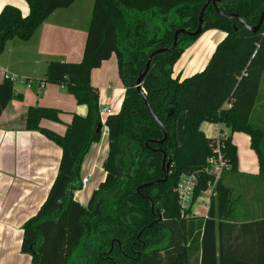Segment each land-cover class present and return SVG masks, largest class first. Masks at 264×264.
<instances>
[{"label":"trees","instance_id":"16d2710c","mask_svg":"<svg viewBox=\"0 0 264 264\" xmlns=\"http://www.w3.org/2000/svg\"><path fill=\"white\" fill-rule=\"evenodd\" d=\"M24 1L29 9L26 15L11 6L0 12V54L8 41H29L52 13L75 2ZM205 1L94 0L80 62L47 64L40 83L61 87L77 105L86 107V115H73L60 136L39 124L42 120L60 123L61 111L44 107L26 110L25 130L40 131L61 150L47 197L22 228L20 252L29 255L32 264H264V210L259 221L233 223L232 190L221 178L206 218L190 209L182 214L176 196L180 176L202 169L212 155L215 139L204 135L202 123L220 125L230 135H247L264 177V124H259L262 118L258 121L254 116L264 73V21L260 30L251 34L209 5L202 33L218 30L225 36L200 72L182 80L173 76L182 53L202 33L196 37L179 34L174 49L152 58L141 89L167 133L162 144H158L162 130L135 89L154 52L170 48L176 31L196 30ZM217 6L221 13L236 14L254 26L264 0H221ZM112 54L124 95L119 112L105 120V179L84 207L74 200L80 189L81 165L92 144L101 139V133L96 132L100 125L99 95L90 75ZM12 100L21 101L22 96L14 93L13 82L4 77L0 82V116ZM226 104L230 108H225ZM182 113L179 138L177 119ZM221 143L230 166L225 173L236 172L235 144L230 136ZM164 154L172 159L170 174L164 183H155L164 178ZM210 180L201 176L194 201L207 190Z\"/></svg>","mask_w":264,"mask_h":264},{"label":"crops","instance_id":"0c3cea01","mask_svg":"<svg viewBox=\"0 0 264 264\" xmlns=\"http://www.w3.org/2000/svg\"><path fill=\"white\" fill-rule=\"evenodd\" d=\"M93 1L75 0L69 8L55 11L40 25L29 41L12 39L7 42L6 50L0 54V82L9 76L19 78L20 86L25 87L23 90L22 87L16 88L13 82L14 93L21 94L22 100H12L0 116V264H32L30 256L20 254L22 228L44 203L57 175L61 158V150L40 131L25 130L26 110L29 107H44L64 112L62 118L60 115V123L42 120L39 124L40 128L60 136L65 134L66 126L71 123L73 115H86V107L77 105L74 98L68 93L65 94L61 87L41 84L40 81L44 79L46 66L50 61L80 62ZM5 6L18 9L22 15L29 11L24 0H0V12ZM205 32L202 33L205 34L201 41L203 48L199 49L201 53L195 49L198 44L193 42L183 54H188L184 62L185 69L182 70L183 64L178 67L175 64L173 73L176 75L179 72L176 76L180 80L184 79L180 75H186L189 69L192 74L199 72L225 36L218 30ZM117 73L116 57L111 56L90 75L91 85L98 90L99 107H108L111 114L119 112L124 95ZM26 79H29V83L23 82ZM107 87H110L109 91ZM181 116L180 131L177 130L179 138L184 113ZM219 128L218 125L207 123L200 125V130L207 138H214ZM222 128L237 149V171L224 173L221 177L223 184L232 190V221L237 225L259 221L264 210V177L260 174L257 157L250 148L247 135H230L228 129ZM107 153L108 135L101 133L100 141L92 144L87 153L90 154L89 157L86 155L81 165L80 179L91 175V183L89 181L85 191L74 194V200L84 207L92 192L105 179L102 163ZM202 217L206 218L207 213Z\"/></svg>","mask_w":264,"mask_h":264},{"label":"built area","instance_id":"2783aa9c","mask_svg":"<svg viewBox=\"0 0 264 264\" xmlns=\"http://www.w3.org/2000/svg\"><path fill=\"white\" fill-rule=\"evenodd\" d=\"M6 77H9V76H6ZM9 78L12 82H15V80L12 79V77H9ZM107 90L109 91L110 87H107ZM225 108H230V104H226ZM108 115H111V112L108 109V107L100 106L99 116H100V125L102 127L101 129L102 134L108 133V128L105 125V120ZM225 137L227 136L221 130L213 138L215 139V145L212 150V155L207 158L205 166L202 169L188 172V173H183L180 176L178 184H177V188H176V196H177V203H178L179 209L182 214L188 211L189 209L193 213L192 208L194 204L196 203V201L202 195H206V198L202 201L201 207L202 209L205 210L206 213L208 212L211 197L215 196L214 187L216 183L219 181L222 175L225 172H228L230 169V166L227 160L225 159L224 154L221 151V148H222L221 140L224 139ZM201 176H207L211 178V180L207 183V190L202 191L200 193L199 198L196 201H194L193 199H194L195 190L199 185ZM90 178H91V175H87L86 177L81 179L80 189L78 192H83L87 189Z\"/></svg>","mask_w":264,"mask_h":264},{"label":"water","instance_id":"95a60500","mask_svg":"<svg viewBox=\"0 0 264 264\" xmlns=\"http://www.w3.org/2000/svg\"><path fill=\"white\" fill-rule=\"evenodd\" d=\"M220 1H221V0H206L205 3L203 4V6L201 7V10H200V13H199V16H198V25H197L196 30L193 31V32H189V31L184 30V29H180V30L176 31L175 34H174V41H173L172 46H171L170 48H168V49H159V50H157L156 52H154V53L150 56V58H149V60H148V62H147V64H146V67H145L144 72H143L142 74L139 75V77H138V79H137V81H136L135 89H136V90L139 92V94L142 96L143 101H144V104H145V106H146V108H147V111H148L149 115L152 117V119L158 124V126H159V127L161 128V130H162L163 138H162V140L158 141V144H162V143L166 140V138H167V133H166L164 127L162 126V124L157 120V118L154 116L153 112L151 111L150 106H149V104H148V102H147V99L145 98L144 93H143V91H142V89H141V82H142V79H143V77L145 76V74L147 73V71H148V69H149L150 62H151L152 58H153L156 54H158V53H162V52H166V51H170V50L174 49L175 46H176L177 37H178L179 34L184 35V36H187V37H196V36H199V35L202 33V30H203V28H204V26H205V23H204V20H203V16H204V13H205V11H206V8H207L209 5H211V6L213 7V9L215 10V12H216L219 16H221V17H223V18H225V19H227V20H229V19H234V20L238 21V22L240 23V25H241V26H242L247 32H249V33H251V34H256V33L260 30V28H261V26H262V24H263V21H264V7H263V10H262V12H261V14H260V16H259V19H258L256 25H254V26H249V25H248V24H247V23H246L241 17H239V16L236 15V14H223V13H221L220 10L218 9V6H217L218 3H220ZM101 129H102V127H101V125H99V126L97 127L96 132H97V133H101ZM145 145L147 146L148 143H146ZM156 151H157V150H156ZM165 159H166V158H165V156H164V157H163V164L165 163ZM170 163H171V159H168V161H167V163H166V169L164 170V179L159 180V181H156L155 183H158V182L164 183V182L167 180V177H168V169H169ZM152 184H153V183H151V184H146V185H144V186H142V187H146V186H149V185H152ZM140 188H141V187H139L136 191L138 192V191L140 190ZM95 209H96V210L98 209V204H96Z\"/></svg>","mask_w":264,"mask_h":264},{"label":"rangeland","instance_id":"374dc122","mask_svg":"<svg viewBox=\"0 0 264 264\" xmlns=\"http://www.w3.org/2000/svg\"><path fill=\"white\" fill-rule=\"evenodd\" d=\"M206 33V32H205ZM204 33V34H205ZM204 34H201L196 40H195V43H197L198 44V48L196 47L195 49L197 50L198 49V53L200 54L201 53V50H199L200 48L202 49L203 48V44H202V37H203V35ZM14 41H17V39L16 40H14ZM194 43V44H195ZM193 44V45H194ZM196 45V44H195ZM189 48V47H188ZM187 48V49H188ZM187 49H185V51L187 50ZM6 50V49H5ZM185 51L182 53V55L180 56V58H179V60L177 61V63H176V66L175 67H178L179 65H182L181 67L183 68L182 70H184L185 69V67H184V62H185V60H186V57H187V55L188 54H186L185 56H183V54H185ZM212 54V53H211ZM211 54H210V56H211ZM183 56V57H182ZM210 56H208V58H207V61H205V63H204V65H203V67H201L200 69H199V72L205 67V65L207 64L206 62H208V60H209V58H210ZM112 57H115V54H112ZM181 70V69H180ZM185 72L186 71H184V74H185ZM198 72V71H197ZM196 72V73H197ZM177 74H179V72L178 73H176V75ZM175 74L173 73V76H174ZM175 75V76H176ZM192 75V73H191V69H189L188 71H187V73H186V75H180V76H182V77H184V78H186V77H189V76H191ZM174 76V77H175ZM117 77H118V79H119V76H118V73H117ZM179 77V76H178ZM12 79H14L15 80V82H14V86L16 87V88H19V87H22V86H20V84H19V82H20V79L19 78H14V77H12ZM119 81H120V79H119ZM25 82V81H24ZM120 83H121V81H120ZM122 84V83H121ZM110 85H112L113 86V83H110ZM25 87H22L21 88V90H23ZM62 91V90H61ZM65 91V90H64ZM65 94H67V92L65 91L64 92ZM101 100H102V98H101V95H100V103H101ZM255 106H257L256 108H254V116H255V118H256V120H258V119H260V118H262L263 119V122L261 121V122H259V124L260 125H262V124H264V73H263V75H262V78H261V81H260V85H259V92H258V94H257V100H256V102H255ZM261 114H262V116H261ZM62 116H64V112H61V118H62ZM260 116V117H259ZM179 119H177V130L178 131H180V126H181V121H182V116H181V114L179 115V117H178ZM259 121V120H258ZM218 126H220V125H218ZM219 130H223V128H222V126H220V128L216 131V134H218V132H220ZM242 136H244V135H242ZM244 137H246V136H244ZM104 140V139H103ZM103 140H102V142H103ZM105 141V140H104ZM89 155L90 154H88L87 155V157H89ZM93 181V180H92ZM90 183H91V180H90ZM93 183V182H92ZM262 189H264L263 187H262ZM206 198V195H202L197 201H196V203L194 204V206H193V208H192V210H193V213L196 215V216H203V215H205L206 214V212H205V210L204 209H202V207H201V205H202V201L204 200ZM20 254H22V253H20ZM27 256H29V255H27Z\"/></svg>","mask_w":264,"mask_h":264},{"label":"flooded vegetation","instance_id":"af4514ba","mask_svg":"<svg viewBox=\"0 0 264 264\" xmlns=\"http://www.w3.org/2000/svg\"><path fill=\"white\" fill-rule=\"evenodd\" d=\"M165 156V163L163 164V158H162V164H161V168H162V170H163V172H164V170L166 169V163H167V161H168V159H171V157L170 156H166L165 154L163 155V157ZM171 163H172V159H171ZM171 163H170V166H169V169H168V176H169V174H170V167H171ZM168 178V177H167ZM164 179V178H163ZM162 180V179H161ZM160 216V215H159Z\"/></svg>","mask_w":264,"mask_h":264}]
</instances>
